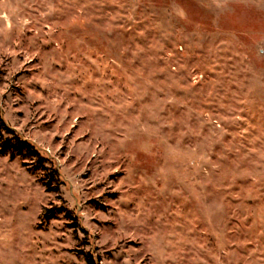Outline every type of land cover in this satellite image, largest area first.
<instances>
[{"label": "rangeland", "instance_id": "374dc122", "mask_svg": "<svg viewBox=\"0 0 264 264\" xmlns=\"http://www.w3.org/2000/svg\"><path fill=\"white\" fill-rule=\"evenodd\" d=\"M0 107V264H264V0H0Z\"/></svg>", "mask_w": 264, "mask_h": 264}, {"label": "trees", "instance_id": "16d2710c", "mask_svg": "<svg viewBox=\"0 0 264 264\" xmlns=\"http://www.w3.org/2000/svg\"><path fill=\"white\" fill-rule=\"evenodd\" d=\"M0 152H10L12 157L22 156L24 158H36L40 165L48 160L47 154L37 146L33 141L24 138L18 131L12 128L6 121L0 107ZM52 170L60 176L59 170L55 164H52ZM87 261L89 264H99L94 254L88 253Z\"/></svg>", "mask_w": 264, "mask_h": 264}]
</instances>
